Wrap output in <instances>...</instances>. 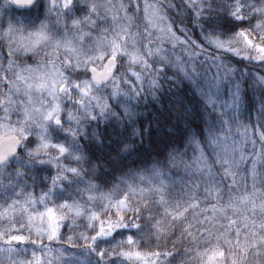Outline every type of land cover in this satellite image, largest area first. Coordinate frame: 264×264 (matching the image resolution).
Segmentation results:
<instances>
[{"label": "clouds", "instance_id": "clouds-1", "mask_svg": "<svg viewBox=\"0 0 264 264\" xmlns=\"http://www.w3.org/2000/svg\"><path fill=\"white\" fill-rule=\"evenodd\" d=\"M144 2L0 0V264H208L217 247L232 264L219 224L181 218L188 188L208 200L185 162L199 142L215 165L214 136L264 126V0H151V19ZM215 179L225 202L245 192Z\"/></svg>", "mask_w": 264, "mask_h": 264}, {"label": "snow or ice", "instance_id": "snow-or-ice-1", "mask_svg": "<svg viewBox=\"0 0 264 264\" xmlns=\"http://www.w3.org/2000/svg\"><path fill=\"white\" fill-rule=\"evenodd\" d=\"M11 3L14 6H26L31 3V0H11ZM137 7H140V5H137ZM142 8L145 17L149 19L158 11V6L154 7L151 0H145ZM261 51L264 52V46H261ZM236 135L240 137L239 143L232 136V129L229 127L222 131L219 136L212 138L211 143L218 149L215 153V165L210 161L204 150L199 148V142H195L199 154L194 155L190 163L185 162V167L207 177V182L203 185V191L208 196V200L201 202L199 198L200 185L188 188L186 199L187 205H190V207L186 205L181 218L186 219L187 213L199 210L198 214L205 224L211 227L219 224L222 230L215 234L216 238L219 240L224 237L226 244L234 245L232 264H246V258L251 253L254 252L255 255L260 256L264 251V198H259L254 192L248 191L249 183H251L253 189L257 187L264 189V126H253L251 130L246 128L237 129ZM249 144L252 145L251 152L247 150ZM216 166L219 167L223 177L232 182V186H239L237 183L239 178V183L245 186V192L238 197L228 199L227 202L222 200L220 188L215 179ZM241 170H243V174H241ZM181 183L183 184V181ZM159 191L162 193L160 199L164 202V189L160 188ZM2 211L8 212V209ZM74 212L76 215H80L78 207L74 209ZM258 213L259 215H257ZM47 217L51 229L48 240L52 242L59 238L60 222L64 217L58 216L55 210L51 208L47 210ZM111 227L112 225L109 224V228ZM224 228H230L231 231L225 232ZM241 233L244 234L242 240L240 238ZM98 235H105L103 224H101ZM232 237H235V240ZM95 239L96 237H93V240ZM26 241V236L17 234L12 235L6 243L11 245L13 242ZM9 251H14V249H9ZM123 255L129 258L135 257L143 261V264H149L148 259L139 251L134 253L124 252ZM226 255L224 248L217 247L207 256L208 264H219V260L224 259ZM99 256L103 258L104 252H99ZM55 259L53 257L50 264H55ZM36 264H43L42 256L37 259Z\"/></svg>", "mask_w": 264, "mask_h": 264}]
</instances>
